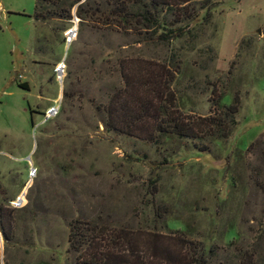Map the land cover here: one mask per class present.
<instances>
[{
  "label": "rangeland",
  "instance_id": "1",
  "mask_svg": "<svg viewBox=\"0 0 264 264\" xmlns=\"http://www.w3.org/2000/svg\"><path fill=\"white\" fill-rule=\"evenodd\" d=\"M210 1L205 21L160 43L73 12L34 22V0H0V264H81L67 241L76 221L94 234H185L213 247L214 264L242 252L264 264V0ZM169 58L177 117L203 126L236 98L224 138L143 139L166 118L133 119L138 106H167L146 68ZM122 102L114 123L147 127L142 138L104 130Z\"/></svg>",
  "mask_w": 264,
  "mask_h": 264
},
{
  "label": "trees",
  "instance_id": "2",
  "mask_svg": "<svg viewBox=\"0 0 264 264\" xmlns=\"http://www.w3.org/2000/svg\"><path fill=\"white\" fill-rule=\"evenodd\" d=\"M191 3L194 6L193 14H187L186 8ZM212 7L210 0H34L32 19L42 23L70 20L73 12L79 23H92L114 33H151V37L164 43L182 37L189 28L205 21ZM169 17L174 20H169ZM179 23L182 25H177ZM127 60L129 59L121 62L119 68L121 77L125 79L122 93H127L132 86L126 75ZM146 70V76L149 77L146 80L151 83V98L153 96L158 103L164 98L167 106L156 107L149 99L140 104L139 112L131 117H152L156 110L165 115V123L150 127L146 135L142 130L147 129L145 126H119L114 123L113 118L119 113L120 117L127 116L125 102H122L120 111L116 114L115 107L110 105L107 108L108 120L102 122L105 131H132L131 135L135 137L142 138L144 135L143 139L156 142L165 137L194 140L216 135L222 138L226 136L221 121L236 113V98L231 106L224 109L218 106L214 109L213 118H208L207 123L202 126L199 122L177 117L171 110L174 104L171 84L178 74L174 58L163 61L156 69ZM117 97L119 96L116 93L113 94L110 97L111 102ZM221 116L222 120L219 119ZM0 232L5 241L10 240L1 226ZM67 241L69 248L81 259V264H214L213 257L216 254L213 247L204 249L200 242L188 239L185 234H128L122 229L119 234H94L91 229L80 227V222L77 221L71 225ZM254 261L253 256L242 252L238 256L237 264H254Z\"/></svg>",
  "mask_w": 264,
  "mask_h": 264
},
{
  "label": "water",
  "instance_id": "3",
  "mask_svg": "<svg viewBox=\"0 0 264 264\" xmlns=\"http://www.w3.org/2000/svg\"><path fill=\"white\" fill-rule=\"evenodd\" d=\"M71 32H72V31H69V34H68V36H70V33H71ZM19 200H20V199H18V200H17V203L19 202Z\"/></svg>",
  "mask_w": 264,
  "mask_h": 264
}]
</instances>
